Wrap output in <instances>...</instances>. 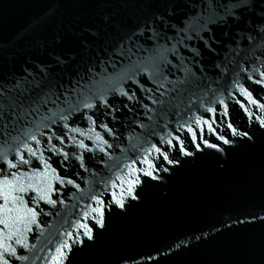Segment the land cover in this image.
I'll return each mask as SVG.
<instances>
[{
    "label": "water",
    "instance_id": "1",
    "mask_svg": "<svg viewBox=\"0 0 264 264\" xmlns=\"http://www.w3.org/2000/svg\"><path fill=\"white\" fill-rule=\"evenodd\" d=\"M0 93L9 264H264V0H0Z\"/></svg>",
    "mask_w": 264,
    "mask_h": 264
},
{
    "label": "snow or ice",
    "instance_id": "2",
    "mask_svg": "<svg viewBox=\"0 0 264 264\" xmlns=\"http://www.w3.org/2000/svg\"><path fill=\"white\" fill-rule=\"evenodd\" d=\"M249 3L250 0H241V4L244 7H248ZM32 88L38 89V91L36 92V95L34 97L29 98V102L27 106L23 108V113L21 118H23V116H27L28 114H35L41 116V120H43L45 119V117L42 116L41 109L50 111V109H48L47 107L48 104L50 103L56 104L57 100H59V94L57 93L54 86L45 88L43 86V81H39V80L32 82ZM25 91L30 92L31 88L26 89ZM241 92L246 96L247 99L249 100L251 99V97L246 92H244L243 89H241ZM0 95H3V93H0ZM54 96L56 97V99H53ZM252 102L255 103V101ZM64 103H70V101L66 99ZM85 107H91V105L85 104ZM4 109H5V105L0 103V123H3L4 120ZM197 124H199V121H197ZM262 126H264V123H262ZM229 127H231V125H229ZM189 131H191V129H189ZM233 134L235 133L233 132ZM241 135L247 136V133H242ZM31 139L36 140V137L32 136ZM220 139L223 140L224 144L229 143V140L223 139V137H220ZM36 142L39 143L38 140ZM169 144H171V141H169ZM207 147L216 148L217 146L214 144H207ZM156 151L160 152V149L157 148ZM180 151L184 155H190V153L185 152L183 148H181ZM28 154L35 156V151L29 148ZM20 159L22 163L25 164L28 163V161L25 160L23 156H20ZM164 159L167 160L168 157L164 156ZM8 166L11 168L17 167L15 164H9ZM0 167H2V165H0ZM148 167L151 169L153 165L151 163H148ZM10 175L14 178V181H9L7 178L0 180V184L6 186L7 188V191H5L4 188H0V199L3 200V204H0V213H3V215L0 216V225H2V228H0V264H9V260L7 259V257L16 256V250L12 248L10 243L7 242L12 239L13 232L11 231V229L14 228L16 224L25 222L27 217L30 216L34 219V217L36 216L35 211H33L31 208H26L21 198L18 195H14V193H23L26 190L23 181L20 180L16 176V173L14 172L11 173ZM144 175L156 179V177L152 175L151 171L144 172ZM69 183H72V181H69ZM28 187H31V184H29ZM33 190L35 191V189ZM129 193L131 194V188H129ZM41 198L43 199L44 197ZM134 198L135 197H133V199ZM17 202H19L20 204L19 207L17 206ZM48 202L50 204H55L54 200H50ZM116 203L121 207H123L121 201L118 200L116 201ZM12 213H15V215H12ZM96 223H100V221H97ZM5 230H8L7 235L4 234ZM18 230L19 229L17 228L16 231ZM19 242H20L19 240L16 241V243ZM64 247L67 248L68 245L65 244Z\"/></svg>",
    "mask_w": 264,
    "mask_h": 264
}]
</instances>
